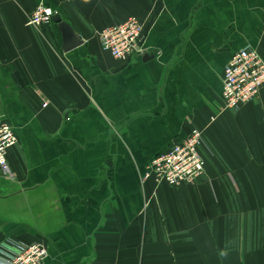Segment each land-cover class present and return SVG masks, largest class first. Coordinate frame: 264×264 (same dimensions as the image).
I'll return each mask as SVG.
<instances>
[{
	"label": "crops",
	"instance_id": "crops-1",
	"mask_svg": "<svg viewBox=\"0 0 264 264\" xmlns=\"http://www.w3.org/2000/svg\"><path fill=\"white\" fill-rule=\"evenodd\" d=\"M39 2L0 0V116L17 136L0 244H42L44 264H264V89L222 99L232 55L264 57V0H45L82 40L66 53L53 22L28 25ZM129 18L143 53L119 61L98 36ZM193 130L196 182L145 179Z\"/></svg>",
	"mask_w": 264,
	"mask_h": 264
},
{
	"label": "built area",
	"instance_id": "built-area-1",
	"mask_svg": "<svg viewBox=\"0 0 264 264\" xmlns=\"http://www.w3.org/2000/svg\"><path fill=\"white\" fill-rule=\"evenodd\" d=\"M56 11L40 0L28 17V25L41 28L52 22ZM143 26L135 18L101 30L98 36L100 47L119 61L127 60L133 53H143L138 43L142 38ZM264 89V57L258 50L245 47L235 52L223 71L222 99L227 109L257 100ZM17 136L11 125L0 116V172L9 174L7 151L15 146ZM202 134L193 130L180 142L172 144L164 154L151 160L145 174L155 183H166L177 187L193 185L205 168V160L200 153ZM47 249L39 243L21 244L6 240L0 244V264H44Z\"/></svg>",
	"mask_w": 264,
	"mask_h": 264
},
{
	"label": "water",
	"instance_id": "water-1",
	"mask_svg": "<svg viewBox=\"0 0 264 264\" xmlns=\"http://www.w3.org/2000/svg\"><path fill=\"white\" fill-rule=\"evenodd\" d=\"M52 22L56 25L58 31L61 34V44L63 52H69L82 45V40L75 34L72 27L61 19L58 13L52 16ZM150 56H145L144 59Z\"/></svg>",
	"mask_w": 264,
	"mask_h": 264
}]
</instances>
